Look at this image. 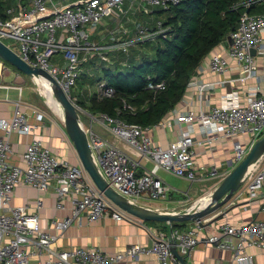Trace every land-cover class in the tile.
I'll return each mask as SVG.
<instances>
[{"label": "built area", "instance_id": "1", "mask_svg": "<svg viewBox=\"0 0 264 264\" xmlns=\"http://www.w3.org/2000/svg\"><path fill=\"white\" fill-rule=\"evenodd\" d=\"M180 1L28 0L18 1L17 10L8 7V18L0 17V39L4 42L5 38L14 40V44L6 43L23 60L52 74L79 112L91 120L90 124L82 123L95 160L108 183L120 194L141 204L142 200L164 198L167 195L168 185L158 174L160 169L191 180L197 178L193 144H202L203 141L194 138V120L198 122L199 132L205 135L204 141L209 144L217 135L246 136L244 141L233 142L235 163L264 134V94L259 93L258 85L247 86L242 96L238 89L232 88L220 103L210 106L208 110L201 108L196 112L188 110L178 114L175 120L191 123L186 128L180 127L177 137L170 140L166 147L152 140V125L143 126L105 112L93 114L82 108L76 97L72 96V87L81 74L86 54L99 52L102 48L90 38L91 31L110 12H124L126 3L131 6L136 4L149 11L153 8L168 9ZM262 2L264 0H244L241 3L246 9L230 32L231 42L226 48L224 40L219 42L222 50L211 54V71L222 74L229 70V57L233 59L234 66L241 70L238 79L243 81L257 76L256 54L263 58L264 64V12L251 13L248 9L251 4ZM125 30V25L119 23L108 34L113 41L112 47L128 52L131 46L167 38L170 27L158 18L149 23L137 21L133 36L119 38ZM99 55L105 61L108 60L105 53L99 52ZM57 56H60L62 63L57 61ZM228 81L233 80H220L222 84ZM195 84L202 93L213 83L195 81ZM164 86V81L150 79L147 82L150 89ZM114 91L115 88L104 79L95 85L99 97L112 96ZM122 108L132 110L134 106L123 100ZM42 117V113L36 111V118ZM97 119H101L111 133L123 140L136 156L98 133L92 126V122ZM36 127L37 124L30 122L23 111L20 99L14 102L10 118H0V128L4 131L0 136V264H113L124 258H138L141 254H153L156 264H180L172 248H176L183 257L191 253L201 239L199 232L202 227L198 223L186 228L172 227L169 234L149 228L150 244H129L116 253L106 252L98 246L84 245L54 249L52 244L56 235L39 226L38 211L30 212L28 204L12 202L18 184L34 187L38 191H46L52 186L58 198L57 206H62L63 198H70L71 215L51 220L52 225L59 230H65L81 215L90 221L107 214L115 220H121L127 215L105 196L81 164L58 157L38 137H32L26 144L22 154L23 167L10 162L12 148L9 135L12 132L33 133ZM217 174L218 168L214 165L205 175ZM254 198L261 199L264 211V156L246 172L242 184L231 196L230 203ZM41 206L42 200L38 199L36 207ZM202 240L230 250L232 258L239 264H253V257L247 248L257 247L264 254V219H252L239 224L224 220L218 231L204 235ZM33 257H36L34 262ZM260 264H264V260Z\"/></svg>", "mask_w": 264, "mask_h": 264}, {"label": "crops", "instance_id": "2", "mask_svg": "<svg viewBox=\"0 0 264 264\" xmlns=\"http://www.w3.org/2000/svg\"><path fill=\"white\" fill-rule=\"evenodd\" d=\"M20 1L24 2L23 0ZM27 1L25 0V2ZM124 9L125 11L122 13L118 10L110 12L99 28L91 31L90 38L102 46L99 52L105 53L108 56L106 63L117 61L121 65H127L126 59L120 58L122 50L111 46L113 41L110 39L109 31L117 27L119 23H122V25H125L126 30L119 35V38L123 39L133 36L134 26L129 21L135 22L136 19H148L145 13L151 12L154 8L145 11L141 6H137L136 4L131 6L129 3H126ZM141 11L143 13H140ZM223 43L226 48L229 40L225 39ZM140 45L142 44L129 47L128 52L132 47L139 48ZM220 50L222 49L218 44L205 55L193 73L180 102L169 111L165 118L161 119L164 121L161 122L160 120L152 124L150 129L151 138L160 146L166 147L170 140L177 137L180 127L186 128L191 123L190 121L178 122L175 120V117L181 112L188 110L196 112L201 108L208 110L210 106L220 103L222 98L232 88L238 89L242 96L245 94L247 86L258 85L259 93L264 94L263 58L256 54L257 76L242 81L238 79L241 70L234 66L233 59L229 57V70L222 74L210 70V56L213 52ZM99 52L91 51L86 54V59L82 62L81 73L86 71L87 74L95 76L97 68L105 61V59L100 57ZM82 55H84V52ZM57 58H59L57 61L62 63L60 56H57ZM221 79H232L233 81L222 84L220 82ZM195 81H210L213 84L209 89L200 93L196 84L194 85ZM31 82L32 79L30 77H27L9 62L0 59V118H10L14 111V102L20 99L22 109L30 122L37 124L33 133L20 134L12 132L9 135L12 148V152L9 154V161L23 167L24 160L22 154L26 144L32 137H38L58 157L67 158L73 163L81 164L78 153L65 131L62 120L52 111V108H54L60 114L52 93L50 92L51 95L46 94L47 101L52 106L51 108L43 104V100L40 99L39 95L33 92ZM83 82H85V85L82 90H86L90 94L95 92V85H90L87 81ZM80 94L82 95V91H80ZM36 111L42 113V119L36 118ZM85 117L87 118V123L90 124L91 120L87 116ZM168 120L170 123H168ZM82 121L86 123L83 118ZM92 126L98 133L110 138L121 148L130 151L136 156L123 140L111 133L101 119L94 120ZM193 126L195 129L193 133L194 138L196 141H203L202 144H193V148L196 151L194 159L197 178L191 180L160 169L158 174L163 179V182L168 185L167 195L164 198L142 200V204L161 210H184L193 205L204 193L216 186L235 165L233 142L235 140L244 141L246 136L238 135L231 137L217 135L213 142L209 144L204 141L205 135L199 132L196 120L193 121ZM3 134L4 131L0 128V136ZM214 165L218 168V174L215 176L205 175ZM139 171H141V168H139ZM38 199L42 200V206L39 208L36 207ZM12 202L14 204H28L30 212L38 211L39 226L56 235L52 244L54 249L84 245L98 246L106 252L116 253L122 251L129 244L139 243L144 246L150 244L149 228L160 229L169 234L172 227H176L173 225V222L142 220L126 213L127 216L121 220H115L110 214H107L90 221L84 215H81L65 230H59L52 225L51 220L71 215L72 203L70 198L67 197L61 200L62 206H57L58 198L52 186L46 191H38L34 187L20 183L14 189ZM261 205L260 198L243 199L236 203H230L229 200L224 206L208 214L203 221H207L213 217L216 218L201 228L199 232L201 239L191 253L184 257L186 264H239L232 258L230 250L220 248L214 243L202 240V238L206 234L218 231L219 225L224 220L239 224L252 219H264V211ZM193 224H195L194 221H186L183 225H177V227L186 228ZM247 252L252 255L253 264H260L264 260V254L257 247H248ZM32 261H36V257H33ZM113 264H156V261L153 254H141L138 258H124ZM180 264L184 263L180 262Z\"/></svg>", "mask_w": 264, "mask_h": 264}, {"label": "trees", "instance_id": "3", "mask_svg": "<svg viewBox=\"0 0 264 264\" xmlns=\"http://www.w3.org/2000/svg\"><path fill=\"white\" fill-rule=\"evenodd\" d=\"M243 1L181 0L164 9L167 10L164 23L170 27L169 36L149 42L146 50L140 45L139 48L132 47L128 53L122 51L120 58L126 59L127 65L117 61L103 63L95 76L83 71L80 74L82 82L94 86L104 79L115 91L112 96L99 97L96 92L90 94L81 88L83 96L81 100L76 98L78 104L93 114L105 112L143 126L157 123L183 98L205 55L227 39L235 28L246 9L241 4ZM17 3L18 0H0V17L8 18L7 8L13 6L17 10ZM248 10L251 13L264 12V2L251 4ZM150 79L164 81L165 86L150 89L147 87ZM123 100L132 104L134 109L122 108ZM184 223L173 222V225Z\"/></svg>", "mask_w": 264, "mask_h": 264}, {"label": "water", "instance_id": "4", "mask_svg": "<svg viewBox=\"0 0 264 264\" xmlns=\"http://www.w3.org/2000/svg\"><path fill=\"white\" fill-rule=\"evenodd\" d=\"M227 39L231 42V36ZM254 53V50L252 51ZM0 58L15 66L22 73L41 83L46 79L53 98L58 101L61 113L60 118L64 125L68 137L80 158L82 167L87 171L96 186L111 200V202L123 210L125 213L136 216L142 220L164 221V222H186L194 221L201 227L215 218L203 221L208 214L224 206L231 198L233 193L242 184L246 172L264 156V134L256 139L248 149L245 156L225 175L221 181L204 193L193 205L181 211L161 210L148 205H144L131 200L130 198L117 192L103 176L91 149L87 133L84 129L80 112L70 97L65 93L57 80L46 69L33 66L23 60L20 55L11 48L6 42L0 39ZM48 105L51 107L49 102ZM172 252L180 262L186 264L185 259L179 254L176 248Z\"/></svg>", "mask_w": 264, "mask_h": 264}, {"label": "rangeland", "instance_id": "5", "mask_svg": "<svg viewBox=\"0 0 264 264\" xmlns=\"http://www.w3.org/2000/svg\"><path fill=\"white\" fill-rule=\"evenodd\" d=\"M16 1V0H15ZM140 13H143V11H141ZM147 14V18L148 19H141V20H138L136 19L135 22L137 21H140V22H147L149 23L150 21H155L157 18L160 19V20H165L166 16H167V10H164V9H160V8H154V10H152L151 12L149 13H145ZM146 18V17H145ZM130 23L133 24V26L135 25V22H132L131 20L129 21ZM128 22V23H129ZM132 24H130L132 26ZM101 25V24H100ZM98 25L96 28H99ZM5 41L6 42H9V43H13L14 44V40L10 39V38H5ZM154 43V40L151 41ZM149 42H146L144 44H142V46H144V49L146 50L147 49V46H149L150 44H148ZM152 43V44H153ZM148 44V45H147ZM149 48H148V52H149ZM104 63H106V61H103ZM127 63V61H126ZM27 76V75H26ZM28 77V76H27ZM85 85V82H82V79L80 78V76L77 78V82L76 84L72 87V91H71V94L72 96L76 97V98H80L79 100H81V97L83 95L80 94V91H81V88H83ZM31 86L33 88V92L38 94L40 99L43 100L42 103L45 104L46 106L48 105V101H47V97H46V94H50V86L47 82H45L44 80H41V83L39 82H35L33 79H32V82H31ZM49 106V105H48ZM56 106H58L59 110H60V113H61V108H60V105L58 103H56ZM52 108V106H51ZM52 111L55 112L57 114V116L60 118V115L54 110V108H52ZM51 111V112H52ZM83 113V112H82ZM80 113V117L81 119L83 118V120L87 123V118L85 117L84 114ZM61 119V118H60Z\"/></svg>", "mask_w": 264, "mask_h": 264}, {"label": "bare ground", "instance_id": "6", "mask_svg": "<svg viewBox=\"0 0 264 264\" xmlns=\"http://www.w3.org/2000/svg\"><path fill=\"white\" fill-rule=\"evenodd\" d=\"M42 80H44L45 82H47V80L46 79H42ZM48 83V82H47ZM54 100L56 101V99L54 98ZM57 103H58V101H56ZM59 104V103H58Z\"/></svg>", "mask_w": 264, "mask_h": 264}]
</instances>
